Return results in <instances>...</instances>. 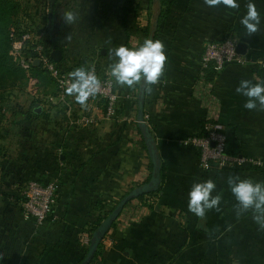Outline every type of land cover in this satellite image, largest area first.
Wrapping results in <instances>:
<instances>
[{"label":"crops","instance_id":"1","mask_svg":"<svg viewBox=\"0 0 264 264\" xmlns=\"http://www.w3.org/2000/svg\"><path fill=\"white\" fill-rule=\"evenodd\" d=\"M50 1L38 4L48 12ZM237 2L238 10L172 0L155 36L165 45L164 75L150 94L116 85L111 117L101 96L82 106L73 96L61 101L58 93H38L19 108L24 119L7 126L0 154V264H79L92 244L89 224L116 204L102 258L89 264H264V231L251 213L237 219L226 183L229 175L264 181V164L204 167L198 149L184 142L218 123L229 152L264 160V111L245 109L246 98L236 92L241 80L264 81V0H251L261 23L250 37L240 23L249 0ZM158 9V0H55L51 31L41 32L48 35L46 47L62 51L66 67L79 63L110 76L108 66L117 60L110 50L142 45ZM68 10L78 14L72 25L62 19ZM226 35L246 44V60L220 70L204 65L206 42ZM34 105L42 111L29 114ZM85 114L96 121L82 122ZM156 157L157 166L165 163L161 192L129 198L156 186L160 177L150 166ZM32 178L60 183L52 215L41 224L26 217L21 204ZM208 179L217 185L213 195L222 196L221 211L201 221L188 211V193Z\"/></svg>","mask_w":264,"mask_h":264},{"label":"clouds","instance_id":"2","mask_svg":"<svg viewBox=\"0 0 264 264\" xmlns=\"http://www.w3.org/2000/svg\"><path fill=\"white\" fill-rule=\"evenodd\" d=\"M204 3L211 8H240L237 0H204ZM62 19L67 25H72L77 21L78 14L68 10L64 12ZM240 23L249 37L259 31L261 15L251 0L246 4V14ZM70 39L69 34L67 40ZM110 56L116 57L117 60L108 66V75L114 78L115 84L120 87L143 86L145 92L150 94L153 86L157 85L164 75L167 56L165 45L159 39L146 38L142 45L133 48L120 45L110 50ZM71 77L66 94L73 96L82 106L100 91L101 81L94 69L79 67L71 73ZM236 92L246 98L243 105L245 109L264 111V81L253 83L251 80H241ZM226 183L236 201L234 210L237 219L251 213L258 230L264 231V181L229 175ZM216 189L217 185L212 179L194 182L188 193V211L201 221L206 220L208 212L221 211L222 196L213 195Z\"/></svg>","mask_w":264,"mask_h":264},{"label":"built area","instance_id":"3","mask_svg":"<svg viewBox=\"0 0 264 264\" xmlns=\"http://www.w3.org/2000/svg\"><path fill=\"white\" fill-rule=\"evenodd\" d=\"M33 34L24 33L22 38L14 37L10 53L15 57L20 58L24 67H29L30 64L36 63L37 58H40L39 63H42L49 73L55 78L57 83V97L61 101H65L69 95L66 94V87L72 79L71 68H68L64 63L50 59L48 55L42 53L44 49L42 45H38L36 49L40 50V55L36 57L24 56V40L31 38ZM238 41L231 35H226L219 40H210L204 45L201 56V61L208 66L213 64L217 70H220L224 65L231 61L244 62L246 58L237 49ZM94 69V67H87ZM97 76V74H96ZM101 81L100 91L95 96H101L106 100V116L111 117L115 114L119 93L116 90L114 78L110 76H97ZM37 81L34 78V83ZM37 92V89H34ZM88 99L87 106L92 99ZM126 97H130L129 92L125 93ZM50 100L52 97L50 96ZM84 123H94L96 120L93 115L85 114L81 118ZM227 134L218 123H209L206 128L198 133L192 134L184 138V142L195 146L199 151V162L201 166H207L210 162L216 161L222 166L241 167L245 164L254 166H262L264 160L261 158L246 156L243 154L231 153L226 147ZM214 142V144H213ZM58 180H50L43 182L37 178L28 180L23 188L22 208L26 217L34 218L38 224L43 223L52 215L53 206L56 200L59 189Z\"/></svg>","mask_w":264,"mask_h":264},{"label":"trees","instance_id":"4","mask_svg":"<svg viewBox=\"0 0 264 264\" xmlns=\"http://www.w3.org/2000/svg\"><path fill=\"white\" fill-rule=\"evenodd\" d=\"M37 4L36 7L37 12H33L30 10L32 5ZM159 9L156 14V18L150 22L147 27L148 38L150 35L153 36V40H155V36L159 30L160 22L165 19L170 13L172 0H158ZM52 20L49 19L48 12L44 11V6L38 4V0H0V154L4 152L5 146L2 140L6 137V125H1V121L5 118V112L10 109V102L8 93L13 90V88L23 89L24 81L27 78V70L20 61V58L15 57L10 53V49L12 47V41L14 37L22 38L24 33H31L34 35V30L37 31L38 36L35 38L32 36L24 40V55L26 57L32 56L36 57L40 55V50L36 49L38 45L43 46L42 53L48 55L50 59L55 60L52 57V49L51 47H46V41L48 39L47 33L44 31H51ZM41 30H44L43 33ZM64 63L62 60L59 61ZM42 63H32L30 64V69H33L34 74L41 75L44 73V70L47 68L44 66L42 68ZM65 65V63H64ZM87 67L77 63L76 65H72L71 69ZM52 80L55 78L52 76ZM56 90L50 92L49 94H56L58 87L55 81ZM144 88L140 86V90ZM34 106L29 108L28 113H38L34 110ZM22 110L17 109L14 113L21 114ZM24 119V118H23ZM22 119V120H23ZM22 120H13V123H18ZM156 160V162H155ZM157 157L151 160V169L154 173V170L158 173L160 179L156 182V186L151 188H147L144 191H141L135 195H129L130 190H128L123 197L129 195L131 197H137L139 199L146 198L147 194H159L162 190V184L165 177V163L164 161L160 166H157ZM118 209V204H116L110 211L105 212L103 216H99L95 221L91 222L87 228V232H89L93 238L98 237V241L96 244L93 253L89 257V259L85 262L80 260L79 264H89L95 263L102 258L103 250H104V239L106 235L109 233L111 227H113L114 220L112 219L111 223L103 230H100V226L105 218L112 214L115 210ZM112 211V212H111ZM118 212V210L116 211ZM93 242V240H92Z\"/></svg>","mask_w":264,"mask_h":264},{"label":"rangeland","instance_id":"5","mask_svg":"<svg viewBox=\"0 0 264 264\" xmlns=\"http://www.w3.org/2000/svg\"><path fill=\"white\" fill-rule=\"evenodd\" d=\"M32 1H35V0H32ZM36 5L37 4H35L34 2V5L30 7V10L38 13V10L36 8L38 6ZM44 11H47V9L46 10L44 9ZM33 36L37 38L38 36L37 31L34 30ZM43 67L44 66L42 65V68ZM26 70L28 74H27V78L25 79L23 83L24 84L23 89L13 88V90H11L8 93L10 109H8L5 112V118L3 121H1V125L10 126V125H13V124H10L11 122L12 123L14 122L13 120H19L21 118V114L15 115L14 112L20 107H23V105H26V104L28 105L30 101L32 100V98L36 96L38 93H40L41 97L44 98V97H47L50 92L56 90L55 80L51 79L52 75L49 73L48 70H44V73L41 75L34 74L33 69H30V67H27ZM34 78L37 79L35 83H34ZM34 89H37V92H34Z\"/></svg>","mask_w":264,"mask_h":264},{"label":"water","instance_id":"6","mask_svg":"<svg viewBox=\"0 0 264 264\" xmlns=\"http://www.w3.org/2000/svg\"><path fill=\"white\" fill-rule=\"evenodd\" d=\"M54 1H55V0H51V1H50V5H49V9H48V16H49V19H51V17H52V12H53V8H54ZM150 39H152V36L150 37ZM237 49H238L239 52H241V53H245V52H246V44H245L244 42H242V41H239V42H238ZM52 57H53L55 60H57V61H61V60H62V51H61L60 49H58V48L52 50ZM39 61H40V58H37V60H36L35 62L38 63ZM75 69H77V68H75ZM75 69H73L72 72H73ZM141 94L143 95V94H144V91H143ZM140 107L143 108V104H142V102L140 103ZM42 108H43L42 105H36V106L34 107V110L37 111V112H41V111H42ZM213 144H214V142H213ZM0 174H1V169H0ZM147 187H148V185H145L142 189H143V190H146ZM136 193H137L136 190H134V191L132 192V194H136ZM124 202H125V199L122 200V202L119 204V206L122 207L123 204H124ZM116 214H117V212H116V213L113 212L112 214L108 215V216L105 218V220L102 222V224H101V226H100V230L105 229V228L111 223L113 216L116 215ZM97 241H98V237H97V238H96V237L93 238V242H92V244L90 245L89 250H88L86 256H85L84 259L82 260L83 262H85V261H87V260L89 259V257H90L91 254L93 253V250H94L95 247H96Z\"/></svg>","mask_w":264,"mask_h":264}]
</instances>
